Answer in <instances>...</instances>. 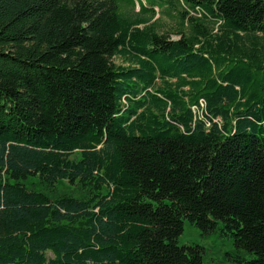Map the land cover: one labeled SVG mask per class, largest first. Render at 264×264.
<instances>
[{"label":"trees","instance_id":"trees-1","mask_svg":"<svg viewBox=\"0 0 264 264\" xmlns=\"http://www.w3.org/2000/svg\"><path fill=\"white\" fill-rule=\"evenodd\" d=\"M127 2L0 0V264H264V0Z\"/></svg>","mask_w":264,"mask_h":264},{"label":"rangeland","instance_id":"rangeland-1","mask_svg":"<svg viewBox=\"0 0 264 264\" xmlns=\"http://www.w3.org/2000/svg\"><path fill=\"white\" fill-rule=\"evenodd\" d=\"M149 1V0H148ZM120 9L126 11L128 6L127 0H119ZM134 12L139 10L137 4L133 7ZM156 13L154 19L158 22L159 30L168 33L170 38H178V35L172 33L175 27V19L170 18L167 14L162 13L155 9ZM173 13L172 15H174ZM153 19V20H154ZM113 63L125 65L124 60L119 57L112 58ZM27 184L36 185L38 188L40 185L37 183L36 177H29ZM56 190L62 192H73V186L68 184L65 180L60 179L56 183ZM221 224L219 223V226ZM179 245L191 244L197 245L202 248V264H235L230 258L235 253V247L230 238L221 235L218 229L207 233L202 232L200 229L192 225L188 220H184L183 230L177 238ZM240 254L245 259H250L253 255L249 252L241 249Z\"/></svg>","mask_w":264,"mask_h":264}]
</instances>
